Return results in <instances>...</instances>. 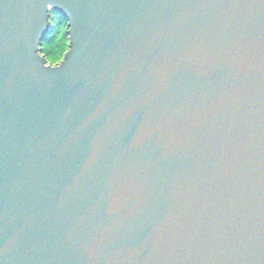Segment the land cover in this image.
Listing matches in <instances>:
<instances>
[{
  "label": "water",
  "instance_id": "water-1",
  "mask_svg": "<svg viewBox=\"0 0 264 264\" xmlns=\"http://www.w3.org/2000/svg\"><path fill=\"white\" fill-rule=\"evenodd\" d=\"M0 264H264V0H0Z\"/></svg>",
  "mask_w": 264,
  "mask_h": 264
},
{
  "label": "rangeland",
  "instance_id": "rangeland-1",
  "mask_svg": "<svg viewBox=\"0 0 264 264\" xmlns=\"http://www.w3.org/2000/svg\"><path fill=\"white\" fill-rule=\"evenodd\" d=\"M69 46L68 19L58 10H53L50 17V31L40 44L45 62L52 66L61 63Z\"/></svg>",
  "mask_w": 264,
  "mask_h": 264
}]
</instances>
